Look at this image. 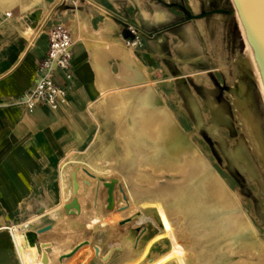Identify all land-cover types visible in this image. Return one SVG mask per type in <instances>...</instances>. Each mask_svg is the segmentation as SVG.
I'll return each mask as SVG.
<instances>
[{
    "label": "rangeland",
    "instance_id": "obj_1",
    "mask_svg": "<svg viewBox=\"0 0 264 264\" xmlns=\"http://www.w3.org/2000/svg\"><path fill=\"white\" fill-rule=\"evenodd\" d=\"M153 1L161 5L166 11L165 23L157 27L149 26L146 28L134 22L125 11L107 14L118 26L127 48L140 50L148 39L155 35L149 37L147 33L169 26L183 16L179 10L168 8L157 0ZM164 1L185 2L184 0ZM68 3L70 8L74 7L73 9H75V6H72L74 0H59L58 8L61 9L64 4ZM184 4L193 14L216 8L233 9L231 0H198L199 7L196 10L198 13H194L186 3ZM127 20L132 23H128ZM201 20L205 21V29L202 32L197 28V23ZM189 24L194 26L197 51L191 55L192 59L187 60L183 51L180 50V46L181 42L183 43L185 40L186 28ZM131 27L135 29V33H132ZM156 35L164 36L166 39V58L159 61L151 59L147 82L141 86L153 90L165 100L167 108L175 117L182 133L188 137L187 139L196 153L202 156L210 170L227 187L233 200L235 199L236 204L231 208H226L245 215L244 217L254 229L255 236L251 241H242L234 239V234H232V239L222 240L217 234L203 230L196 216H192L187 213L186 209L178 207L179 192L180 190L184 191L188 185V180L191 177V166L186 165V162L180 169H177L178 166H171L176 172L174 173L167 171L163 158L154 157L155 161L161 162L153 163L156 167H152L153 164H144L142 157L137 160L135 152L138 151V148L132 139L131 130L133 126H131L128 142L131 143L132 141L135 145L128 144L127 148L133 153L131 154V156L134 155L133 159H136L135 172H128L121 165L123 159L131 160L132 157H128L125 151V142L119 138V135H117L118 140L117 137L115 138V142L119 141L116 147L119 150L118 153H123V155H118L117 163L113 161V165H109L108 162H103L102 166V170L111 166L114 174L110 175L107 172L101 174L87 167L88 165L85 164L87 162L95 164L93 150L89 151L83 158H78L85 162L81 165H86L80 166V163H76L73 167H76L75 169H78L77 174H80L77 177L81 184L80 193L78 190L75 192L74 185L67 179V170L71 169L72 163L77 160L72 157L67 159L69 163L65 167V183L67 185L65 191L71 192V194L67 200H62V204L56 210L58 214L68 215V218H64L59 214L60 226L66 234L63 240L70 242L78 237L81 231L84 233L86 239L80 242V245L91 244L85 249V255L84 253L81 254L80 259L81 261L84 259V262L82 261L84 264H88L93 258L98 264H112L114 261L116 262L113 264H125L128 258L129 260L136 258L139 249L144 247L146 241L149 238L151 241L154 236L159 234L161 225L156 222L153 212L148 211L143 214L139 208L138 198L133 195L134 200H132L129 197L128 186H131V182L128 181L127 185L125 179L128 180L127 176H133L131 177L132 180L139 181L141 186L148 187L149 190L162 191H158L160 194L162 193L160 198H163L159 199L162 200L169 212L167 220L171 233L177 240L179 252L183 255L186 264H264V98L255 73L250 66L246 43L236 14L235 16L210 14L202 19L189 20L172 26ZM138 88L140 87L134 89ZM119 92L105 93L102 91L101 94L112 96V94ZM139 99L145 102L141 96ZM144 105L147 110V112L145 110L142 112V117L146 122L145 127L149 128L159 123L162 125L166 123L165 119L167 120V118L157 114L151 105L146 103ZM117 106L116 110L119 116H124L125 107ZM169 116L171 117L170 113ZM248 121L253 125L259 150L255 147L253 138L249 133ZM135 122L138 125L136 119ZM152 134H149L151 139L158 138V135ZM153 149L155 148H152V151H154ZM145 152L149 153L147 150ZM90 166L93 168L92 165ZM70 177L69 179H71ZM113 178L117 180L113 191L114 206L109 210L104 207L103 213V216H105L104 214H111V217L106 218L109 221L107 226L100 227L101 217L98 215V210L97 213L87 215L89 210H82L80 206L79 211H76L72 206H69V209L66 208V205L71 204L73 198H76L77 202L78 200L83 202L82 206L86 208L101 202V205L104 203L106 206L107 194L104 182ZM87 182L93 184L88 185ZM58 200H61L60 196ZM43 215V218L47 217L53 220V225L56 223V218L49 214ZM66 219L67 221L64 223L63 221ZM71 219H75L74 223L77 226L79 224V227H72ZM44 223L43 219L32 222L30 228L23 231L24 235L27 234L30 241L35 244L33 234L29 232L35 233V228ZM110 226L118 234L116 239L111 241L113 248L108 247L110 239L106 230ZM159 237L161 240L163 239V235L160 234ZM129 238L132 239L129 240ZM157 243L160 242L157 241ZM101 247H105L104 250L101 251ZM167 249L165 244L161 245L157 251L152 250V253L149 250L151 255L146 257L148 263L177 264L176 252L170 253ZM40 253L44 259L46 251ZM111 255L114 256V259ZM47 262L52 264V258L48 255ZM60 264H63V260L60 261ZM91 264H96V262Z\"/></svg>",
    "mask_w": 264,
    "mask_h": 264
},
{
    "label": "crops",
    "instance_id": "obj_2",
    "mask_svg": "<svg viewBox=\"0 0 264 264\" xmlns=\"http://www.w3.org/2000/svg\"><path fill=\"white\" fill-rule=\"evenodd\" d=\"M39 1L40 4L35 0L0 1V228L30 222L28 228L19 227L23 232L43 214H49L57 220L51 229L36 233L38 250L46 251L52 258V264H60L59 257L76 247L77 250L63 260V264H84L81 254L85 255V249L91 244L80 245L86 239L82 231L73 241H64L66 234L60 226L59 214L64 218L68 215L56 212L62 204V162L72 157L85 163L78 158L93 150L95 164H85L90 170L102 173L103 162L113 165V161L117 163V154L123 155L116 147L119 143L115 142L117 135L124 140L125 151L133 159L134 155L129 154L127 146H134V142L138 145L139 142L137 138L128 142L135 119L148 142L152 141L149 138L151 133L160 138L162 124L147 128L142 117V112L147 110L145 102L139 98L147 90L153 93L154 105L165 108L179 127L165 100L153 90L141 86L147 82L151 59L159 61L166 58L165 37L155 34L140 50L129 49L118 26L107 14L125 11L134 22L147 28L165 23L166 11L153 0H74L72 6L75 9L70 8L69 3L64 4L67 9H59V0ZM184 1L194 13H198V0ZM58 24L69 31L73 41L71 80H66L60 71L54 74L56 82L66 90V103L56 110L41 105L29 112L22 100L37 78L39 62L48 49V34ZM204 24V20L197 23L201 32L205 29ZM193 27L192 24L187 26L185 40L180 46L187 60L192 59L191 55L197 51ZM136 87L140 88L134 89ZM102 91H120L109 99V111L98 103ZM117 105L125 107L124 116H119ZM159 138H155L156 144L160 142ZM147 151L155 156L157 147L148 145ZM135 156L137 160L141 159L137 154ZM164 164L167 171H173L167 161ZM73 167L71 175L77 177L78 169ZM106 170L114 172L112 168ZM127 170L135 172L132 167ZM77 184V190L81 189V184ZM59 196L61 200H58ZM141 199L144 200L143 197ZM78 203L82 210H89L87 215L98 210L102 218L104 203L90 208L83 207L80 200ZM104 215L105 218L111 217V214ZM74 220L71 219L72 227H79ZM106 232L110 239L108 247L113 248L111 241L116 239L112 234L115 230L110 226ZM104 248L101 247V251ZM111 257L114 259L113 255ZM92 262L98 264L94 258L88 264ZM0 264H21L7 228L0 229Z\"/></svg>",
    "mask_w": 264,
    "mask_h": 264
},
{
    "label": "bare ground",
    "instance_id": "obj_3",
    "mask_svg": "<svg viewBox=\"0 0 264 264\" xmlns=\"http://www.w3.org/2000/svg\"><path fill=\"white\" fill-rule=\"evenodd\" d=\"M0 1H2V0H0ZM11 3H12V1H11ZM35 3L40 4V1L35 0ZM25 4H28V3H25ZM235 14H236V12L234 10L233 16H235ZM236 17H237V21L239 23V26H240V29L242 32V36L244 37V40L246 43V52H247V55L249 58L250 66L255 73L256 80L258 82V85L261 89V92H262V95L264 98V85H263L261 76L259 74L258 68L256 66L252 52L250 50V47H249L247 40L245 38L243 29H242V26H241V23L239 21L237 14H236ZM101 95H102L101 96L102 98H101V100L99 99L100 102H98V103L104 105L105 110L108 111L109 110L108 103L111 102V101H109V99L112 96H109L106 94H101ZM141 97L143 98V100L145 101V103L147 105H149V106L151 105L152 108H154V111L157 114H159L160 116H162L164 118H167V120L165 119L166 123L161 126L162 130H161L160 138L158 137L160 139V142L158 144H156L157 142L155 141L156 137L154 139H151L149 137L152 141L148 142L147 139L144 137L145 135L143 134V132H141V130L139 131V129H140L138 127L139 124L133 125V128L131 130L132 136H133L132 139L134 140L135 138H137L138 141L140 142V144L138 142V145H137L138 151L135 153L139 157H142V159H144L143 162L146 165L147 164L151 165L153 163H155V164L161 163L160 161L154 160V157L157 158L159 156H160V159L163 156L162 158H165L164 161H167L168 164H170L171 166H178V168L176 167L177 169L182 168L184 166L185 162H186V165L187 164L190 165L191 166V170H190V176L191 177H190V180H188V185H186V189H184V191L180 190V192H179L180 196H179L178 207H182L183 209H186L187 213H189L190 215L196 216L197 221H198V223H201L200 226L203 228V230H209L210 233L217 234L219 237H221L222 240L223 239L230 240V239H232V234H234V237H235L234 239H239L242 241H249V240L251 241L253 239V237L255 236L254 229L251 226V224L247 221V219L244 217L245 215L243 216L242 213H240V212H234V211L228 210L226 208V207L231 208L236 203L234 202L235 199L233 200V198L230 195L229 190L224 185V183L221 181V179H219L218 176L215 175V173H213L210 170L209 165L202 158V156H200L199 154L196 153V150L194 149V147L191 145V143L188 141L187 137L179 129V127L177 126L175 121L169 116V113L166 111V109L163 107H159V106L154 105L153 93L147 91V92L143 93L141 95ZM116 102H117V100H116ZM248 118H250V117L248 116ZM161 121L163 122V120H161ZM247 125L249 128V133L253 138V143H255V147L257 148V150H259L260 148L258 146V142H257V139L255 137L253 125H251L249 123V121H248ZM103 139H104V137H103ZM148 145H151L152 147L153 146L157 147V151H156L157 153L155 156H151L150 153L145 152L147 150ZM101 150H103V149H101ZM129 154L131 155L133 153L130 152ZM117 156H118V154H117ZM126 158H127V156H126ZM133 161H134V159L124 160L123 162H121V165L124 166V168H126V169L130 168V167L134 168V162L135 161L134 162ZM80 162L81 161H74L72 163L73 164L72 167L76 163H80ZM68 163H69L68 160H65L61 164L62 173H61L60 187H61V193H62V200L63 201L67 200V197L70 196V194H71V192L65 191V189L67 187V185L65 183L66 182V180H65V176H66L65 167L67 166ZM142 166H144V165H142ZM151 166L156 167L154 164ZM114 167H116V166H114ZM109 168H111V167H109ZM97 169L100 170L99 168H97ZM131 171H133V170H131ZM101 172H102L101 174H104L103 172H107V174H110V175L112 173L114 174V172H112L111 170H108V171L107 170L106 171L101 170ZM126 173H128V172H126ZM69 174L71 175V169L67 170V179L68 180H69V178H68ZM78 175H80V174H77V177H78ZM128 175H130V174H128ZM149 176H151V175H149ZM77 177H76V179H77ZM81 177H79V178H81ZM127 177H128V180L125 179L126 184L128 181H130L131 185H132L130 187L128 186L129 197L132 200H134V198H133V195H134L136 198L139 199V202H140L139 208L141 209L143 214H146V212H148V211L153 212V215L155 216V220H157L156 222H158L161 225V229L159 230L158 235L154 236V238L151 241L149 238L148 241H146L144 247L143 248L141 247V249H139L138 256L136 258L131 259L130 261H126L125 264H150V263H148L146 257L151 255L152 250L153 251H154V249L157 250V249H159V247L161 245H165V244L168 247L167 251H169L170 253L176 252L177 264H186V261H185L183 255H181V253L179 252L180 250L178 249L179 247L177 244V240L174 237V235L171 233V228H170V225H169L168 220H167V218L169 217V212L166 209L162 200H160L162 198V197L160 198L162 193L160 194L158 192L161 190H158V191L149 190L148 187L141 186L142 184L140 185L139 181L138 182L133 181L131 178L133 176H131V177L127 176ZM192 179H195V180L192 181ZM76 181H79V180H76ZM142 181H144V180L142 179ZM145 181H146V179H145ZM148 181H150V180L148 179ZM70 182L72 183V185H74L73 177H72ZM152 182H154V181H152ZM77 183H80V182H77ZM90 183L91 182H87V184H90ZM149 185H151V184H149ZM91 189H92V187H91ZM78 192L80 193V189H78ZM141 197H143L144 200H142ZM236 207H237V205H236ZM102 209L103 208L101 207V213H102ZM174 214H175V212H174ZM28 223H30V222H26L23 224H16L13 226H2L1 228H7L10 231L13 242L16 246V251H17V254L20 258L21 264H50L43 259L38 248L36 247V245L34 243H32L30 241V239L28 238V235L26 233H25L26 235H24V233L20 230L19 227H23L24 229L28 228L29 227V226H27ZM108 223H109V221L105 217L102 216L101 222H100V227L107 226ZM114 224L115 223H113V225ZM130 224H132V223H130ZM200 230H202V229H200ZM128 232H126V233H128ZM112 234L115 237H117V235H118L115 232H112ZM160 234L163 235L162 240L159 237ZM130 239H132V238H129V240ZM157 241H159L160 243H157ZM149 250L151 252L150 254H149Z\"/></svg>",
    "mask_w": 264,
    "mask_h": 264
},
{
    "label": "water",
    "instance_id": "obj_4",
    "mask_svg": "<svg viewBox=\"0 0 264 264\" xmlns=\"http://www.w3.org/2000/svg\"><path fill=\"white\" fill-rule=\"evenodd\" d=\"M164 6L168 8H175L182 13V17L175 23L156 29L153 32L147 33L149 37L157 34L160 31H163L172 26L179 25L181 23L187 22L189 20L204 18L210 14H225V15H233V11L235 10L239 21L241 23L245 38L252 52L253 58L255 60L256 66L258 68L259 74L261 76L263 85H264V0H231L233 9H225V8H216L208 11H202L199 14H193L191 11L185 6L183 2H166L164 0H157ZM128 23H132L130 20H127ZM135 26V25H134ZM137 27V26H135ZM73 182L75 192L78 188V184L76 181V175L73 174ZM117 183L115 178L109 180L108 182H104V186L106 187V208L112 209L114 206V186ZM69 206H72L76 211H79V204L76 198H73L71 204L66 205V208L69 209ZM44 220V224L41 226H37L35 228V233H42L51 229L53 225V220L48 219L47 217H42ZM33 234V241L35 242V233L29 232ZM43 247L46 244H42ZM77 248L75 247L69 253L64 254L59 257V261L66 260L69 258ZM154 251H157L154 249ZM44 260L47 261V255L45 253Z\"/></svg>",
    "mask_w": 264,
    "mask_h": 264
},
{
    "label": "built area",
    "instance_id": "obj_5",
    "mask_svg": "<svg viewBox=\"0 0 264 264\" xmlns=\"http://www.w3.org/2000/svg\"><path fill=\"white\" fill-rule=\"evenodd\" d=\"M131 31L135 33L132 27ZM72 46L70 33L62 24L54 26L49 32L48 49L39 62L37 78L22 100L29 112L41 105L56 110L66 103V90L56 82L54 74L60 71L66 80H71Z\"/></svg>",
    "mask_w": 264,
    "mask_h": 264
}]
</instances>
